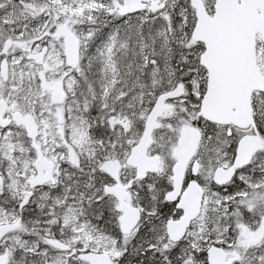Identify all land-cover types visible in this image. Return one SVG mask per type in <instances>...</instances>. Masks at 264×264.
I'll list each match as a JSON object with an SVG mask.
<instances>
[{"label":"snow or ice","instance_id":"obj_1","mask_svg":"<svg viewBox=\"0 0 264 264\" xmlns=\"http://www.w3.org/2000/svg\"><path fill=\"white\" fill-rule=\"evenodd\" d=\"M0 264H264V0H0Z\"/></svg>","mask_w":264,"mask_h":264}]
</instances>
